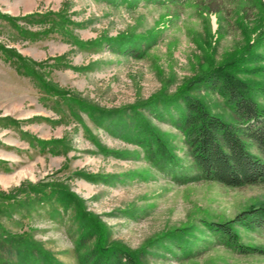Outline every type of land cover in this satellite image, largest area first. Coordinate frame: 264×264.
I'll return each mask as SVG.
<instances>
[{"label": "rangeland", "instance_id": "374dc122", "mask_svg": "<svg viewBox=\"0 0 264 264\" xmlns=\"http://www.w3.org/2000/svg\"><path fill=\"white\" fill-rule=\"evenodd\" d=\"M217 71L264 109V0H0V264H85L99 244L139 264H264V230L238 227L239 252L202 226L264 204V183L178 178L122 130L142 113L188 174L183 133L148 107L190 94L237 122Z\"/></svg>", "mask_w": 264, "mask_h": 264}, {"label": "trees", "instance_id": "16d2710c", "mask_svg": "<svg viewBox=\"0 0 264 264\" xmlns=\"http://www.w3.org/2000/svg\"><path fill=\"white\" fill-rule=\"evenodd\" d=\"M130 49L132 53L140 52L139 47L133 46ZM217 72L206 78L208 86L222 92L237 122H227L212 114L201 100L190 94L156 101L148 107L149 114L161 121L169 120L183 133L190 161L188 174L185 167L178 166L180 158L173 150L174 145L145 115L135 114L131 123L125 125L122 130L132 131V140L143 148L146 158L155 167L161 170L172 169L178 178L204 177L232 187L264 183V109L246 96L237 82L227 77L226 72ZM159 106H170L165 111L167 114L163 115L164 111L159 109ZM171 106L175 107L176 112L171 111ZM193 171L196 172L195 175ZM68 194L69 191L61 193V201L68 198ZM202 226L227 247L239 252H248L249 248L239 240L238 227L264 230V204L241 210L226 220L202 219ZM183 230L173 231L171 240L180 248L182 254L189 255L193 251L189 239L191 232ZM33 259L41 264H60L55 259L43 258L40 254ZM24 260L21 258L20 264ZM85 264L139 263L136 254L124 247L104 254L99 244L85 255Z\"/></svg>", "mask_w": 264, "mask_h": 264}]
</instances>
